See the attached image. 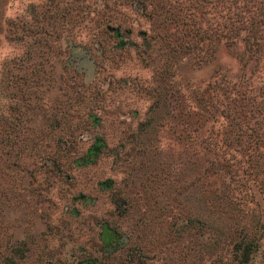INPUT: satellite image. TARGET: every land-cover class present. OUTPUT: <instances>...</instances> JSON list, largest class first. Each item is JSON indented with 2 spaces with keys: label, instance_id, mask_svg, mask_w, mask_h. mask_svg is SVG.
<instances>
[{
  "label": "rangeland",
  "instance_id": "obj_1",
  "mask_svg": "<svg viewBox=\"0 0 264 264\" xmlns=\"http://www.w3.org/2000/svg\"><path fill=\"white\" fill-rule=\"evenodd\" d=\"M217 10L0 0V264H223L257 220L261 264L264 50L206 60Z\"/></svg>",
  "mask_w": 264,
  "mask_h": 264
},
{
  "label": "trees",
  "instance_id": "obj_2",
  "mask_svg": "<svg viewBox=\"0 0 264 264\" xmlns=\"http://www.w3.org/2000/svg\"><path fill=\"white\" fill-rule=\"evenodd\" d=\"M219 2V14L218 10L216 11L219 20H215L213 24H205L199 35L204 39L202 49H204L205 59L210 60L214 56L212 41L229 40L231 44L239 41L244 50L254 46L262 52L264 50V0H219ZM238 13H241L239 21L236 17ZM257 221L241 222L236 230L232 229L229 233L231 240L228 254L224 257L223 264H248L251 253L261 244V236L257 234ZM260 257L261 264H264V245L261 248Z\"/></svg>",
  "mask_w": 264,
  "mask_h": 264
}]
</instances>
